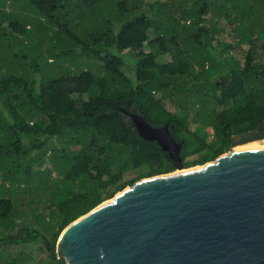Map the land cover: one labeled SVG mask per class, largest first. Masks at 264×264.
<instances>
[{
    "label": "trees",
    "instance_id": "trees-1",
    "mask_svg": "<svg viewBox=\"0 0 264 264\" xmlns=\"http://www.w3.org/2000/svg\"><path fill=\"white\" fill-rule=\"evenodd\" d=\"M216 16L249 43L242 63L223 54L229 43L217 52L209 34ZM256 33L264 35V0H0V249L15 247L6 264H23V247L34 245L47 258L37 264H66L55 249L61 230L136 180H122L125 172L176 168L168 150L139 134L132 112L168 125L185 166L215 158L232 134L253 129L264 118ZM176 83L185 96L206 90L213 100L211 143L197 136L203 126L190 128L187 105H166ZM52 137L60 144L43 148ZM47 151L52 164L43 166ZM16 187L50 194L46 224L36 212L37 222L10 218L15 203L4 192Z\"/></svg>",
    "mask_w": 264,
    "mask_h": 264
},
{
    "label": "water",
    "instance_id": "water-1",
    "mask_svg": "<svg viewBox=\"0 0 264 264\" xmlns=\"http://www.w3.org/2000/svg\"><path fill=\"white\" fill-rule=\"evenodd\" d=\"M132 117L183 167L167 124ZM261 138L264 118L230 148ZM55 249L66 264H264V146L140 178L68 223Z\"/></svg>",
    "mask_w": 264,
    "mask_h": 264
},
{
    "label": "rangeland",
    "instance_id": "rangeland-1",
    "mask_svg": "<svg viewBox=\"0 0 264 264\" xmlns=\"http://www.w3.org/2000/svg\"><path fill=\"white\" fill-rule=\"evenodd\" d=\"M146 1L155 2V1H159V0H146ZM160 1H165V0H160ZM189 1H191V0H189ZM203 23L205 24V22H203ZM209 34L216 37L217 38L216 41L217 40L220 41V44L216 45L217 52H219V50L223 48L221 43H223V42L229 43L230 46L225 47L223 54L225 56L230 55L234 58V60H237L238 62L242 63L247 50L250 48V45L246 41H238L236 39V37H232V35H235V34H234L231 26L226 22L225 19L224 20L222 19V23L219 22V29L217 31V34H216V32L211 31V30L209 31ZM256 35H257V37L254 38V42H253V44H251V50H253V55L255 58L254 62H257V63L258 62H264V35L258 36L257 33L255 34V36ZM214 44H216V43H214ZM168 56H169V54L167 52L161 53V54H158L156 56V60L161 61V60L167 59ZM233 62H234L233 60H229V64H232ZM44 63H47V61L44 60ZM96 63H98V62H96ZM95 67L93 68V70L94 71L96 70V72H97L98 68L96 69ZM195 68H197V66H195ZM127 73L130 74V70H128ZM177 84L178 83L175 84V87L172 86L171 88L168 89L167 95L165 98L166 105H168L170 107L169 109L176 110V111H180V107H179L180 105H178L179 103H183V104L187 105L188 109H189V113H190V118H189L190 128L195 129L196 127H198L200 125L203 126V129L200 128L199 130L196 131L197 136L201 137V138L203 136H205L204 137L205 141L208 143H211L212 139L214 137V134H212L210 132L207 133L208 132L207 123L209 120L208 114L211 113V111L213 110V100L211 98H206L203 96L207 92L206 90L201 91L200 93H202V94L198 95V96H196L195 94H192V93H189L188 96H185L188 93L184 94L183 92H181V90L179 89ZM202 99H203V101H202ZM176 106H177V109L175 108ZM206 119H208V120H206ZM204 133H207V134L204 135ZM262 141H264V139ZM52 143L54 145H56V147H57L60 144V140L57 137H52L51 140L43 148H46V149L51 148ZM263 144H264V142H263ZM69 148H70V150L74 151V150L79 148V145H69ZM232 148H234V147L230 148V146H229L222 153L227 152L228 150H232ZM49 152L50 151H47V153H46L47 158H46V160H44L43 166H45V165L50 166L52 164L51 160L48 158ZM193 157H195V155H189L186 160H189ZM57 162H59V161H57ZM197 164H202V163H196V164H192L189 166H185L182 164L183 167H177L176 166V168L173 171H176L178 169H185L186 167L194 166ZM35 168H38L37 164H34V169ZM138 172L139 171L136 169L128 170L123 175L122 180L130 179L133 177L136 180H138L140 178H147L148 176H150V175H145L143 177H137ZM51 176L52 177H59L56 174L55 170L53 172H51ZM128 185H130V184H128ZM4 196L11 197L15 203L14 207L12 208L11 214H10L11 219H17L21 216L27 215L31 220H33L34 222H37L35 220V219H37V216L35 214H33L34 212H36V213L41 214L40 216L44 218V220H45L44 224L47 223L46 220L48 219V216H49V210L47 208L44 209V207L49 202L47 200V199H49V196H50L49 193H44L42 191H36V190H34V187H31L30 189H26V190H20L18 187H16L13 192L11 189L6 190L4 192ZM39 197H42L44 199V201L40 200ZM108 198H110V197H108ZM45 200H47L46 203H45ZM55 226L56 225L54 224V227ZM44 230L46 233H50V231L47 228H45ZM34 246H35L34 249H31L32 246H24L23 247V250L26 253L25 258L28 257L26 259L27 262H26V260L22 261L23 264H37L39 260H45L46 261L47 258H46L45 251L42 250L38 245H34ZM0 251H1L0 252V264H6L5 261L9 259L8 257L10 256V254L13 255V253L15 251V247L12 246L11 248H3V249H0ZM31 251H32V253H31ZM30 253H31V255H30Z\"/></svg>",
    "mask_w": 264,
    "mask_h": 264
},
{
    "label": "bare ground",
    "instance_id": "bare-ground-1",
    "mask_svg": "<svg viewBox=\"0 0 264 264\" xmlns=\"http://www.w3.org/2000/svg\"><path fill=\"white\" fill-rule=\"evenodd\" d=\"M257 140H263V139H256V140L248 141L242 144H236L233 146L234 148H232V150L247 148V147L264 146L263 144L264 141H257ZM180 170H183V169H178L176 171H180Z\"/></svg>",
    "mask_w": 264,
    "mask_h": 264
},
{
    "label": "crops",
    "instance_id": "crops-1",
    "mask_svg": "<svg viewBox=\"0 0 264 264\" xmlns=\"http://www.w3.org/2000/svg\"><path fill=\"white\" fill-rule=\"evenodd\" d=\"M208 17H210V15H208V14H206V15H204V21L203 22H205V24H207L208 25V20H207V18ZM222 19L224 20V17H219V16H216V17H214L213 18V20L215 21V29H214V32H216V34H217V31H218V29H219V22H221L222 23ZM205 20H207V21H205ZM203 22H201V24L203 23ZM218 23V24H217ZM204 24V23H203ZM212 29V28H211ZM234 32V31H233Z\"/></svg>",
    "mask_w": 264,
    "mask_h": 264
},
{
    "label": "flooded vegetation",
    "instance_id": "flooded-vegetation-1",
    "mask_svg": "<svg viewBox=\"0 0 264 264\" xmlns=\"http://www.w3.org/2000/svg\"><path fill=\"white\" fill-rule=\"evenodd\" d=\"M261 139H264V138H261ZM257 141H262V140H257ZM231 142V141H230ZM230 146V145H229Z\"/></svg>",
    "mask_w": 264,
    "mask_h": 264
}]
</instances>
